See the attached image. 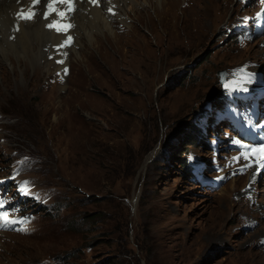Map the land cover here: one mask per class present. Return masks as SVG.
<instances>
[{
  "label": "rangeland",
  "instance_id": "rangeland-1",
  "mask_svg": "<svg viewBox=\"0 0 264 264\" xmlns=\"http://www.w3.org/2000/svg\"><path fill=\"white\" fill-rule=\"evenodd\" d=\"M147 1L114 39L0 62V194L21 225L0 231V264H264V184L246 183L263 143L223 116L239 94L240 122L264 121V0ZM139 45L155 60L125 65Z\"/></svg>",
  "mask_w": 264,
  "mask_h": 264
},
{
  "label": "bare ground",
  "instance_id": "bare-ground-1",
  "mask_svg": "<svg viewBox=\"0 0 264 264\" xmlns=\"http://www.w3.org/2000/svg\"><path fill=\"white\" fill-rule=\"evenodd\" d=\"M163 4H166V0H158L157 5H160L162 9L164 8L162 7L164 6ZM144 6H150L147 0H0V62L5 63L7 59L6 54L11 57L13 54L14 56H18L20 52H33V42L41 41V38H48L52 42L59 43L62 39L66 40L68 37H73L74 35L78 36L82 34L88 37L92 31L96 30L102 32L104 30L108 35L110 34V38L114 39L116 32L113 30L112 24L118 20L124 27L132 30V25H130L127 20L133 17L136 19L135 14L137 12L134 14V11ZM150 7H152V5ZM166 8L168 7L166 6ZM205 13L206 9L193 10L195 16L205 15ZM26 15L31 16V19H24ZM154 18H156L155 15ZM140 23L142 22L140 21ZM52 24L62 26L61 30L57 31L56 27H49V25ZM147 31L152 37H158L157 30L147 28ZM162 36L164 37V35ZM167 36H169L168 33ZM171 39H169V41ZM171 43L175 42H170L169 46ZM43 44L40 46L39 52H53L52 46L46 45L43 47ZM138 44H140V38L138 41L134 42L136 48H138ZM143 44L148 46L147 41ZM98 48H100V46ZM146 49L151 53L148 47H146ZM169 49L171 48L167 50L170 51ZM140 50L141 46L139 45L138 57L125 60V65L137 64L139 67H142L148 64V62L150 63L155 60L156 56L148 54V59H140L139 55L142 53ZM146 60L148 62H146ZM250 126L254 134L253 141L263 144H260V146H253L252 152L255 153V157L246 161V165H248L250 169V174L248 175L246 183L255 181L261 185L264 184V175L262 171L259 172L256 170V162L264 159V155L262 154L264 150V121L260 122L258 126H252L251 124ZM235 193L238 196L235 200L236 203L243 204L250 200L249 194L244 193L241 188L236 189ZM0 234L2 235V232H0ZM214 240H217V238ZM262 241H264V236L262 237ZM260 242L255 243L250 250L253 251V249H255L259 256H264V242L261 246L259 245ZM238 256H240V254H238ZM240 259L242 264L251 263L250 257L245 253Z\"/></svg>",
  "mask_w": 264,
  "mask_h": 264
},
{
  "label": "snow or ice",
  "instance_id": "snow-or-ice-1",
  "mask_svg": "<svg viewBox=\"0 0 264 264\" xmlns=\"http://www.w3.org/2000/svg\"><path fill=\"white\" fill-rule=\"evenodd\" d=\"M24 19H31V16H24ZM49 27H56V30L57 31H60L61 30V27L62 26H59V25H55V24H52V25H49ZM68 40H71V37H68ZM67 43V42H66ZM63 46V45H62ZM57 63H62V61H57ZM65 72H67V70H65ZM235 143H237V144H239L240 143V141H235ZM0 218H2V217H0Z\"/></svg>",
  "mask_w": 264,
  "mask_h": 264
},
{
  "label": "water",
  "instance_id": "water-1",
  "mask_svg": "<svg viewBox=\"0 0 264 264\" xmlns=\"http://www.w3.org/2000/svg\"><path fill=\"white\" fill-rule=\"evenodd\" d=\"M219 74H220V82H223L224 79H225V76H226V72H225V70H221V71L219 72Z\"/></svg>",
  "mask_w": 264,
  "mask_h": 264
}]
</instances>
